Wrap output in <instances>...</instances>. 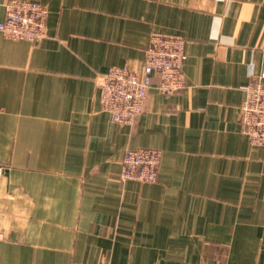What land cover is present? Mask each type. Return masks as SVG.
Here are the masks:
<instances>
[{
	"label": "crops",
	"instance_id": "obj_1",
	"mask_svg": "<svg viewBox=\"0 0 264 264\" xmlns=\"http://www.w3.org/2000/svg\"><path fill=\"white\" fill-rule=\"evenodd\" d=\"M33 1L44 39L0 33V264H264V147L239 116L264 0ZM152 31L184 39L185 87L113 123L95 79L140 72ZM140 148L161 152L154 183L119 179Z\"/></svg>",
	"mask_w": 264,
	"mask_h": 264
},
{
	"label": "built area",
	"instance_id": "obj_2",
	"mask_svg": "<svg viewBox=\"0 0 264 264\" xmlns=\"http://www.w3.org/2000/svg\"><path fill=\"white\" fill-rule=\"evenodd\" d=\"M0 21L1 35L10 40L39 42L46 36L47 9L33 0L9 1ZM183 38L152 31L144 50L140 72L127 66H113L95 79L101 110L113 123L134 125L143 112L148 93L156 87L172 95L185 87L182 72L186 60ZM245 96L239 106L243 134L250 145L264 147V75L243 87ZM161 160L157 149L126 150L120 163L119 179L154 183ZM4 171L0 167V176Z\"/></svg>",
	"mask_w": 264,
	"mask_h": 264
}]
</instances>
